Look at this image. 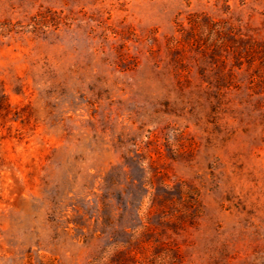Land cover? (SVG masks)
<instances>
[{
    "label": "rangeland",
    "instance_id": "obj_1",
    "mask_svg": "<svg viewBox=\"0 0 264 264\" xmlns=\"http://www.w3.org/2000/svg\"><path fill=\"white\" fill-rule=\"evenodd\" d=\"M0 264H264V0H0Z\"/></svg>",
    "mask_w": 264,
    "mask_h": 264
}]
</instances>
